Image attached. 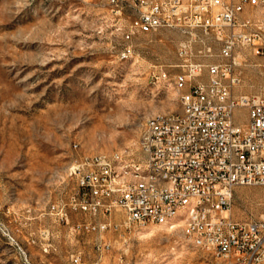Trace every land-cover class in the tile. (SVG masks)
<instances>
[{
    "label": "rangeland",
    "instance_id": "obj_1",
    "mask_svg": "<svg viewBox=\"0 0 264 264\" xmlns=\"http://www.w3.org/2000/svg\"><path fill=\"white\" fill-rule=\"evenodd\" d=\"M131 4L0 0V264H229L180 226H128L117 211L119 229L102 232L92 228L107 216L74 208L76 165L138 155L145 122L181 111L172 78L187 38L162 29L127 40ZM249 10L246 18L264 17ZM241 59L238 91L264 97V56L249 48ZM235 120L246 123L247 111ZM232 218H264V188H236Z\"/></svg>",
    "mask_w": 264,
    "mask_h": 264
},
{
    "label": "built area",
    "instance_id": "obj_2",
    "mask_svg": "<svg viewBox=\"0 0 264 264\" xmlns=\"http://www.w3.org/2000/svg\"><path fill=\"white\" fill-rule=\"evenodd\" d=\"M131 2L127 40L162 29L187 38L182 71L172 78L181 111L144 124L138 155L127 150L76 165L74 208L107 216L93 230H118L112 217L118 211L128 226H180L196 247L229 264H264V218H232L236 188H264V97L234 93L243 82V50L264 56L262 16L242 17L247 8L263 12L264 0ZM160 78L168 73L161 70ZM239 109L247 111L244 124L235 121Z\"/></svg>",
    "mask_w": 264,
    "mask_h": 264
},
{
    "label": "bare ground",
    "instance_id": "obj_3",
    "mask_svg": "<svg viewBox=\"0 0 264 264\" xmlns=\"http://www.w3.org/2000/svg\"><path fill=\"white\" fill-rule=\"evenodd\" d=\"M262 21H264V17H262ZM179 94V100H180V103H181V90L180 88H175ZM159 120H168V114L167 115H157V116H154L150 119H148L145 124H151V123H155V122H159ZM141 137H146V128L143 129L142 131V134H141ZM117 154H120V153H117ZM103 157H110L108 155H102ZM99 158V155L91 158V159H98Z\"/></svg>",
    "mask_w": 264,
    "mask_h": 264
},
{
    "label": "crops",
    "instance_id": "obj_4",
    "mask_svg": "<svg viewBox=\"0 0 264 264\" xmlns=\"http://www.w3.org/2000/svg\"><path fill=\"white\" fill-rule=\"evenodd\" d=\"M249 11H250L249 8H247V9L245 10V12L242 14V17H243V18H246V15L249 13ZM234 93H235L236 96L244 95V94L240 93V92L238 91L237 88L235 89V92H234ZM235 121H236V120H235ZM236 123H237V122H236ZM238 124H239V123H238ZM242 124H244V123H242Z\"/></svg>",
    "mask_w": 264,
    "mask_h": 264
}]
</instances>
